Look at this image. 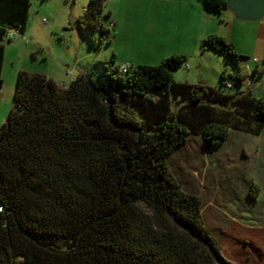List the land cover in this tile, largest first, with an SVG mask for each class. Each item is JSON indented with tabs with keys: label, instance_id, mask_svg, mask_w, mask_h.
Masks as SVG:
<instances>
[{
	"label": "trees",
	"instance_id": "trees-1",
	"mask_svg": "<svg viewBox=\"0 0 264 264\" xmlns=\"http://www.w3.org/2000/svg\"><path fill=\"white\" fill-rule=\"evenodd\" d=\"M203 1L217 13L227 6ZM30 3L0 0V39L25 32ZM104 9L105 0H88L78 21L105 34ZM203 45L231 67L217 88L173 80L183 55L126 73L99 61V82L81 73L66 88L18 73L0 126V264H238L167 162L191 137L214 150L233 131L264 128V90L255 98L243 88L258 70L245 75L244 56L220 35ZM4 54L0 43V88ZM259 192L252 183L249 197Z\"/></svg>",
	"mask_w": 264,
	"mask_h": 264
},
{
	"label": "rangeland",
	"instance_id": "rangeland-1",
	"mask_svg": "<svg viewBox=\"0 0 264 264\" xmlns=\"http://www.w3.org/2000/svg\"><path fill=\"white\" fill-rule=\"evenodd\" d=\"M87 3L88 0H31L25 34L27 43L19 40L6 44L7 39H3L0 126L6 122L12 107L20 71L44 75L58 85L70 83L81 73L99 82V61L113 59L117 66L123 59L133 65H157L167 57L183 55L191 58V68L185 63L173 72L174 78L182 82H202L217 62L207 56L206 53L213 52L204 47L203 41L194 38L192 25L183 26L181 21L186 20L185 15L174 7L165 15V20L158 14V18L152 15L150 22L145 15L147 3L141 15V2L120 0L118 14L112 15L116 27L113 29L103 16L101 22L111 31L101 34L90 32L78 21ZM111 4L118 5L119 0ZM108 6L105 12H109ZM71 18L77 21L74 27ZM229 33L232 37L228 43L244 56L240 58L242 72L249 74L244 69L245 63H250L253 69L255 58L259 60V67L264 68V16L255 21L235 18V26L230 27ZM191 52H195V58ZM200 54L202 63L198 68L196 61ZM222 59L227 63L224 57ZM262 75L264 72L258 74L257 79ZM256 77H251V81ZM254 96L258 98L260 93ZM242 135L231 132L222 147L214 150L205 148L201 141L198 144L192 141L183 153H172L167 162L181 187L200 197L206 213L228 215L222 218L235 215L229 224L221 226L211 221L204 224L212 235L217 234L214 238L228 260L238 264H264V130L260 135ZM251 182L262 189L256 203L248 198ZM218 226L221 229L214 230Z\"/></svg>",
	"mask_w": 264,
	"mask_h": 264
},
{
	"label": "crops",
	"instance_id": "crops-1",
	"mask_svg": "<svg viewBox=\"0 0 264 264\" xmlns=\"http://www.w3.org/2000/svg\"><path fill=\"white\" fill-rule=\"evenodd\" d=\"M138 1L141 2V6H140V10H139V14H141V15L143 14L144 7H146L144 5L147 3L148 8H146L145 15H146L147 20L150 22L152 21L151 16L153 15V17H154V15H155L158 18V14H159V17L161 18V20L162 19L165 20V15L168 13V11L170 9L172 10L173 7L178 9V11L183 12L186 20L181 21V23L182 24L184 23V25H183L184 27L186 25H189V26H190V24L192 25L193 32H191V33L193 34L194 38L197 41H203V39L206 36L211 35V34L220 35L223 38H225L227 41H229V39H231V37H232L231 34L229 33V29H230V27L233 28L235 26V16H234L233 11L227 9V7L224 10H222L220 13H217L212 8L207 6L203 0H138ZM224 1H227V0H224ZM113 2H114V0H105V6L109 5L108 6L109 12L111 11L109 18H108V22L113 23L112 28L114 29L116 27V23L112 20V15H113V13L118 14V10L120 9L121 5H120V0H119L118 5H114V4L112 5L111 3H113ZM23 34L26 37V35H25L26 30ZM190 34H186V35H190ZM232 43H234V42L232 41ZM2 44H4V43H2ZM210 51L213 53H206L207 56H209L210 58H213L214 60L217 61L216 63H214L215 66L213 65V68L210 71V74L206 78L202 79V82H201V80L197 81V82H191V80H185L187 83H192V84L203 83V84H207V85H210L212 87L217 88L220 85L221 75L223 74V72L224 71L226 73L230 72L228 70V65H227L228 63H225V61H223V59H222L223 56H222V58L218 57L221 55L218 54L217 52L213 51V50H210ZM191 54H193V55H191L193 58L196 57L195 52H193V53L191 52ZM200 57H201V54L198 56V61H196V63L199 65L198 68H201V63H202V60H201L202 58H200ZM121 62H122V64H128L130 66L133 65V63H130L129 60L123 59ZM255 64H256L255 67L253 69H251V64L245 63L244 69L249 73L248 75L252 74L254 69L258 70V72H259L258 74H262L264 72V68L259 67V62L255 63ZM191 65H192L191 64V58L187 59V56H186V66L188 68H191ZM189 71H190V69H189ZM245 75H247V74H245ZM258 78L259 79H257V77H256L255 81H251L249 85H247L246 87H243L245 89V91L250 92L252 96H254L255 93L261 94L264 90V75H262L261 78L260 77H258ZM174 79L176 80V78H174V76H173V80ZM176 82H182V80H176ZM68 84H64V85H68ZM263 130H264V128H263ZM240 133H242V132H240ZM242 134H243L242 136L252 135V134H247V133H242ZM192 141H196L198 144L201 141V139H200V137H197V136L191 137L189 139V141L183 147H181L179 150H177V152L183 153V151H185L187 145ZM202 145H203V143H202ZM221 147H219V148H221ZM243 155H245V154H243ZM252 183L253 182L249 183V190H250ZM259 189H260L259 195L255 199H251L249 197V190H248V198L250 200H252L253 203H256L258 201V199L260 200V198H261L262 189L260 186H259ZM201 202H202V200H201ZM224 207H227V209L231 212L230 208L226 204L224 205ZM201 216H202L204 224H205V221H211L215 225H221V226H222V224H224V225L229 224L231 218L235 217V215L233 213H232V216H230L228 218L227 217L222 218L224 215L222 216V215H219L215 212L211 213V214L206 213L204 210V207H203V203H202ZM225 216H228V215H225ZM221 226L214 228V230H216V231L220 230ZM259 227H261V222H259ZM213 235H214V237H217V234H213ZM238 240L239 239H236L235 241H237V243H238ZM237 249L240 252L242 250L239 247H237ZM221 252H222L223 256L227 258V256H225V254L223 253L222 250H221Z\"/></svg>",
	"mask_w": 264,
	"mask_h": 264
},
{
	"label": "water",
	"instance_id": "water-1",
	"mask_svg": "<svg viewBox=\"0 0 264 264\" xmlns=\"http://www.w3.org/2000/svg\"><path fill=\"white\" fill-rule=\"evenodd\" d=\"M227 9L233 11L234 16L238 20L255 21L264 16V0H227ZM74 27L77 21L74 18L70 20ZM20 39L6 40V44L17 43ZM4 42L0 39V43Z\"/></svg>",
	"mask_w": 264,
	"mask_h": 264
},
{
	"label": "built area",
	"instance_id": "built-area-1",
	"mask_svg": "<svg viewBox=\"0 0 264 264\" xmlns=\"http://www.w3.org/2000/svg\"><path fill=\"white\" fill-rule=\"evenodd\" d=\"M7 38L9 39V40H13V39H15V38H19L20 40H22L24 43H27V39H26V37L24 36V34H22V33H20L18 30H14V31H10L9 33H8V35H7ZM253 61L255 62V63H257V62H259V60L258 59H253ZM129 68H130V66L128 65V64H124V65H122V66H120V71L122 72V73H126L128 70H129ZM227 86H229V87H232V86H234V81L232 80V79H228L227 80ZM250 84V80H247V82L245 83V85H249ZM60 88H66V85H64V84H60V85H58ZM2 209H1V207H0V211H1Z\"/></svg>",
	"mask_w": 264,
	"mask_h": 264
}]
</instances>
